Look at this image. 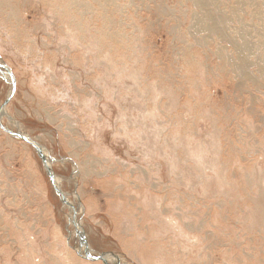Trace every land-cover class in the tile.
I'll use <instances>...</instances> for the list:
<instances>
[{"label": "rangeland", "instance_id": "rangeland-1", "mask_svg": "<svg viewBox=\"0 0 264 264\" xmlns=\"http://www.w3.org/2000/svg\"><path fill=\"white\" fill-rule=\"evenodd\" d=\"M0 264H264V0H0Z\"/></svg>", "mask_w": 264, "mask_h": 264}]
</instances>
